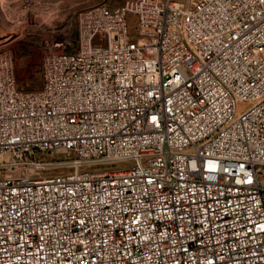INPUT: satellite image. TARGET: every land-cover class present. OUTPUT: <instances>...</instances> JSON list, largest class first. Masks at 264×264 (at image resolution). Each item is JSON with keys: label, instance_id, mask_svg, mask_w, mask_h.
<instances>
[{"label": "built area", "instance_id": "built-area-1", "mask_svg": "<svg viewBox=\"0 0 264 264\" xmlns=\"http://www.w3.org/2000/svg\"><path fill=\"white\" fill-rule=\"evenodd\" d=\"M9 44L0 264H264V0L90 7L34 91Z\"/></svg>", "mask_w": 264, "mask_h": 264}, {"label": "rangeland", "instance_id": "rangeland-1", "mask_svg": "<svg viewBox=\"0 0 264 264\" xmlns=\"http://www.w3.org/2000/svg\"><path fill=\"white\" fill-rule=\"evenodd\" d=\"M123 0H18L11 6L17 17L18 9H24L25 19L38 11L48 13L49 18L41 26L9 22L0 9V37H8L14 61L17 85L24 91H34L40 87V66L45 42H49L54 30H64L70 42L75 45L80 12L99 5L116 7ZM3 9L8 7L2 0ZM21 16V12H20ZM8 22H6L5 20ZM37 20V19H36Z\"/></svg>", "mask_w": 264, "mask_h": 264}, {"label": "bare ground", "instance_id": "bare-ground-1", "mask_svg": "<svg viewBox=\"0 0 264 264\" xmlns=\"http://www.w3.org/2000/svg\"><path fill=\"white\" fill-rule=\"evenodd\" d=\"M0 2L2 3V0H0ZM6 3V2H5ZM3 5V4H2ZM1 5V8H2V11H3V13H4V16L6 17V19L9 21V22H14V23H18L19 21V18H20V10L19 9H17L18 10V14H19V16H15L14 15V12H13V10L14 9H12V8H10V7H5V9H3V6ZM26 10V9H25Z\"/></svg>", "mask_w": 264, "mask_h": 264}]
</instances>
